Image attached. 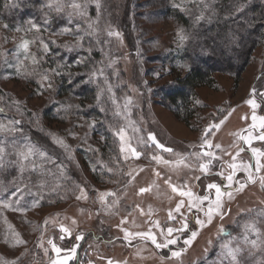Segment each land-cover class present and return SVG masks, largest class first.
Segmentation results:
<instances>
[{"label": "rangeland", "instance_id": "1", "mask_svg": "<svg viewBox=\"0 0 264 264\" xmlns=\"http://www.w3.org/2000/svg\"><path fill=\"white\" fill-rule=\"evenodd\" d=\"M20 1L7 0V9L17 7L18 11ZM68 2L42 0L39 8L44 12V23L39 32L29 30L33 22L28 19L26 25L14 30L0 24V125L4 126L0 147L5 149V165L12 166L8 168H16L21 176L28 172L39 176V183H29L26 178L5 185L0 175V264H52L53 260L64 259L67 252L57 255L50 240L61 249L79 245L67 264H219L221 244L231 238L240 239V264H264V168L255 171L256 158L251 151H264V141L258 139L264 130L259 128V120L252 128L253 109L247 104L255 99L259 105L255 115L264 116V43L252 52L235 82L227 75L215 74V89H197L198 108L190 126H186L162 106L160 99L159 91L173 83L174 69L167 55L177 48V33L182 29L164 11L178 6L181 12L189 13L188 6L195 0H99V11L95 0H91L85 16L74 13L71 18L70 7L55 10L57 3ZM76 2L83 5L84 0ZM52 19L57 21L50 28ZM109 30L119 32L120 37L108 36ZM24 40L29 41L27 58L20 47ZM41 41L48 45L49 53L44 54ZM57 67L62 71L60 76L50 71ZM45 72L50 76L51 88L47 86L49 81L41 79ZM177 72L180 70L175 69L173 74ZM69 79L76 81L74 90L67 89ZM87 79L91 99H81L78 93ZM40 83L44 88L39 87ZM129 98L131 103L127 104ZM17 120L21 123L13 125ZM213 123L220 125L208 136L213 147L201 148L204 129ZM13 126L23 131L9 132L7 129ZM120 128L125 130L126 141L142 153L140 158L120 151L116 135ZM104 133L107 135L103 137ZM149 133L174 151L149 146L150 141L145 143ZM240 134L251 135L252 143L241 140ZM27 145H34L46 157L35 156L36 169L29 166L21 172L18 165L7 160L15 161L18 152L27 151ZM101 150H108L111 157L102 158ZM209 150L217 159L212 162L211 173L204 175L199 163L208 158L197 160L191 154ZM85 153L91 156L85 157ZM154 155L172 163L153 160ZM182 158L187 159L177 164ZM232 163L251 164L255 183L247 180L246 171L237 169L235 180L246 186L240 191L234 190L238 186L235 183L226 188L227 181L217 173L223 171L227 176ZM49 168L59 172L61 181L52 187L56 189L54 194L49 191L51 182L40 177L49 173ZM213 182L231 192L232 198H222L223 218L214 215L211 223L200 227L195 218L206 221L204 213L195 207L188 211V199L174 193L171 186L186 184L187 189L203 196L209 194L206 186ZM17 188L23 190L18 202L19 194L13 195ZM36 188L59 196L42 204L33 193ZM108 192L115 195L102 201L101 195ZM211 196L215 197L214 190ZM181 199V213L189 228L173 233L176 244L158 249L150 240L134 235L151 229L160 242L164 236L155 222L165 231L167 227L180 228V215L173 212L176 220L169 221V212ZM252 223L259 235H247L249 241H256L255 246L242 239L245 225ZM61 227L69 230L72 239L67 234L60 239ZM192 231H197V236L185 245ZM126 233L133 235L125 238ZM77 235L83 239L76 241ZM181 249L180 257L172 256L173 251Z\"/></svg>", "mask_w": 264, "mask_h": 264}, {"label": "trees", "instance_id": "2", "mask_svg": "<svg viewBox=\"0 0 264 264\" xmlns=\"http://www.w3.org/2000/svg\"><path fill=\"white\" fill-rule=\"evenodd\" d=\"M41 3L42 0H22L19 3L21 8L17 11V7L13 10L7 9V0H0V24L3 23L10 30H14L26 25L25 20L28 19L42 28L44 12L39 8ZM188 8L189 13L181 12L178 6L164 11L165 16L181 25L183 34L187 35L188 39L183 44L178 41L177 48L167 55L174 69L170 72L173 83L159 91L162 106L186 126H190L189 121L193 119L198 108L197 89H215V74L227 75L235 82L239 71L249 62L252 52L264 43V0H195ZM201 15L204 18L197 21V17ZM54 21L57 20L50 21V28ZM175 69L180 72L173 74ZM69 81L71 82L68 90L76 85L75 79ZM89 86L91 85L87 79L78 93L81 99L90 97L91 91H87ZM62 88L65 90L64 85ZM104 135L107 134L104 133L103 137ZM33 141L37 143V139L34 138ZM100 155L108 159L112 154L108 150H101ZM84 156L89 158L91 155L85 153ZM34 160L37 161L36 157ZM8 167L12 166L3 168ZM49 169L51 171L47 172L48 174L42 173L40 177L51 182L48 183L49 191L56 193V189L53 190L52 187L58 181L61 182L59 172ZM17 172L16 168L0 170V175L4 178L2 182L11 185L16 179L28 178L26 180L29 183H39L37 172L33 176L31 172L25 176ZM33 193L42 204H48L49 199L59 196L47 194V190L39 188L34 189ZM228 231L230 233V230Z\"/></svg>", "mask_w": 264, "mask_h": 264}, {"label": "snow or ice", "instance_id": "3", "mask_svg": "<svg viewBox=\"0 0 264 264\" xmlns=\"http://www.w3.org/2000/svg\"><path fill=\"white\" fill-rule=\"evenodd\" d=\"M91 2V0H84L83 5L81 3L76 2V0H69L67 5L64 4H60L57 3L55 10L57 12H60L63 10L64 7H70L73 12L68 13L69 17L71 18V16L75 13L77 15H80L81 17L85 16L87 14V5L88 3ZM96 2V7L97 10L99 11L101 5L99 3V0H95ZM13 6H15V4H13ZM242 10V9H240ZM203 15L197 17V21L203 19ZM71 22V20H70ZM5 28H7V25H4ZM89 27H92V25H89ZM35 29L37 32L40 31V26L32 23L30 25V29ZM19 30V29H17ZM65 32H69L71 31V29H64ZM120 33L119 32H114L109 30L108 31V36H116L117 38L120 37ZM177 36L179 38V41L181 44H183V42L185 40L188 39L187 35L183 34V30L181 29L178 33ZM42 45H43V52L44 54L49 53L50 49L48 47V45L46 43H44L43 41H41ZM82 46V45H81ZM20 47L24 50L25 54H26V58L28 55V48H29V41L28 40H24ZM71 50V49H70ZM90 51V50H89ZM33 62L37 63L38 61H36L35 56L33 55ZM64 67H70L68 65H65ZM190 70V68H189ZM51 73L55 76H60L62 75V71L59 67L57 68H53L50 69ZM102 74V73H101ZM70 75V74H69ZM41 79L44 81H49L48 83V87L51 88L52 87V83L50 80V76L48 75L47 72L42 73L41 74ZM39 87L42 89L44 88V84L40 83ZM108 91L111 92V86L109 85ZM256 94V90L255 88L252 89V95L254 96ZM261 95H264V93H262ZM113 103L115 104L116 101L113 100ZM131 103V99L129 98L127 101V104ZM127 104L125 105V107H127ZM247 104L249 106L252 107L253 109V115L251 117L252 120V128H255L256 122L257 120H259V128L264 130V116H260L257 117L255 115V109L259 106L256 102L255 99H249L247 101ZM119 114V113H117ZM21 122L20 121H14L13 125H19ZM223 121H220V124H222ZM219 124L213 123L210 124L207 128L204 129V133L201 136V148H205L207 147L208 149H211L213 147L211 140L208 138L209 134L212 132V129H218L219 128ZM4 130V126L0 125V131ZM9 132H22V128H17L15 126L10 127L7 129ZM116 135L119 137V140L121 142V149L120 151L122 153H130L132 157L135 158H140V156L142 155L141 152H138L136 150L135 147L132 146V144L130 143V141H126L125 139V130L123 128H120L118 130V132L116 133ZM240 139L246 141L248 144L252 143V137L251 135L248 136H244L242 134H240ZM258 139L260 141H264V134H261L258 136ZM151 142V144L149 146L154 145L155 148L162 150L163 152H173L174 150L172 148L166 147L165 145H163L162 143H160L155 134L149 133L147 136V141H145V143L147 142ZM56 142L60 143L62 146L67 147V145L63 144L62 140H57ZM27 151H20L17 153V159L15 161H8L9 164H16L19 166L21 172L27 170L29 168V166L32 167V170H35L37 165H36V161L34 159H31L32 157L38 156L40 158H45L46 157V153L43 151H36L34 145H27ZM216 148H219L220 145H215ZM241 151H243V149H241ZM252 155L253 157L256 158V163H255V171L256 172H260L262 168H264V163H261V158H264V151H262L259 148H252ZM192 157H194L197 160H202L204 157H207V161L206 162H200L199 163V170L201 171L202 174L204 175H209L211 173V166H212V162L213 160L217 159L216 155L214 152L212 151H204V152H196L191 154ZM237 155H239V153H237ZM4 156H5V149L4 147H0V168L5 167V160H4ZM127 158V157H125ZM49 162L51 161V158H47ZM153 160H156L158 162H163L165 164H170L172 163L171 161H167V160H163L162 156L159 155H154L152 157ZM184 159L187 158H182L181 160H178L176 163L177 164H181L183 163ZM233 160H235V157H233ZM27 161V163H25ZM229 168L232 169V171L225 176L223 171L217 173V175L221 176L222 179L227 181V185L225 186L226 188H232L233 184L235 183L236 185H238L234 190L235 191H240L242 190L246 184L245 183H241L239 181L235 180V177L237 175V169L246 171L247 173V180L249 182L255 183V180L253 179V175H252V165L251 164H245V165H238L236 163H232L228 165ZM157 175H159V173H157ZM197 180L200 179V177H196ZM167 183V181H166ZM261 184L262 186H264V177L261 178ZM171 186V185H170ZM225 187H222L221 185L217 184V183H209L206 186L207 191L209 192L208 195H203V196H197L195 193H193L190 189H187V185L185 184L184 186H171L172 191L174 193H177L180 197L182 198H187L188 199V211H191L193 207H195L198 211H202L204 213V216L206 217V221L201 220L198 216L195 218V223L196 225L203 227L205 226V223H211L213 216L214 215H220L221 218H223V213H222V208H223V200L222 198L224 196H228L229 199L232 198L231 192L225 191ZM212 190L215 191V197L213 198L211 196V192ZM141 191H145V189H141ZM81 192L83 193V189H81ZM17 202L23 198V190L20 188L16 189V192L13 193V195H17ZM115 193H104L101 195V200L104 201L105 197L107 196H114ZM81 197H77V199H80ZM205 202H207V204H205ZM184 207V199H181L177 204L174 210L169 212V221H174L176 220V215H173V212L180 215L181 217V227L180 228H174V227H167L166 231L165 229H161L160 225L158 222H155V227H157L158 229H160V234L162 236H164V240L158 242L157 241V237L156 234L152 232L151 229H149L147 232H140V233H135L134 235L136 236H140L143 237L145 239H148L152 242V244L155 245L156 248H166L169 245H173L177 243V238L173 237V233L175 232H179V233H183L185 231L188 230L189 225L187 222V218L186 216L181 213V208ZM123 223V221H122ZM123 230V229H122ZM62 235L60 237L61 240H64L66 237L64 234H67V238L68 239H72L71 234L69 232L68 229L61 227L60 229ZM221 232H223V229H221ZM252 232L255 233L257 236L259 235V230L256 228L255 223L252 224H246L245 225V235L243 236V241L244 243H251L253 246H255L256 241H249L248 239V235L247 233ZM129 235H133L132 233H126V237ZM197 236V231H192L191 235L188 239H186L184 241L185 245H188L191 243V240L194 239ZM83 239L82 235H77L75 237L76 241H80ZM23 241L21 240H17V243H22ZM233 242H235L233 244ZM49 244L52 245L53 250L57 253V255H59L61 253V251H66L67 252V256L62 259V260H53L52 264H67V261L72 259L77 251V248L79 247L78 244H74L71 248L69 249H61L60 247H57L51 240L49 241ZM183 249H181L180 251H173L172 252V256L173 257H180L182 254ZM242 247H241V242L239 238H231L225 242H223L221 244V253H220V257L219 259V264H240V258H241V254H242ZM108 264H112L111 261L108 262Z\"/></svg>", "mask_w": 264, "mask_h": 264}, {"label": "flooded vegetation", "instance_id": "4", "mask_svg": "<svg viewBox=\"0 0 264 264\" xmlns=\"http://www.w3.org/2000/svg\"><path fill=\"white\" fill-rule=\"evenodd\" d=\"M78 254H77V256L79 257V250H78V252H77Z\"/></svg>", "mask_w": 264, "mask_h": 264}]
</instances>
